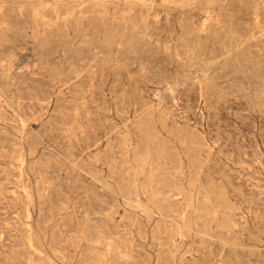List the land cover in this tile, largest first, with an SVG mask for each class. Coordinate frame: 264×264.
<instances>
[{"label": "rangeland", "instance_id": "374dc122", "mask_svg": "<svg viewBox=\"0 0 264 264\" xmlns=\"http://www.w3.org/2000/svg\"><path fill=\"white\" fill-rule=\"evenodd\" d=\"M0 264H264V0H0Z\"/></svg>", "mask_w": 264, "mask_h": 264}, {"label": "bare ground", "instance_id": "6f19581e", "mask_svg": "<svg viewBox=\"0 0 264 264\" xmlns=\"http://www.w3.org/2000/svg\"><path fill=\"white\" fill-rule=\"evenodd\" d=\"M185 212V211H184Z\"/></svg>", "mask_w": 264, "mask_h": 264}]
</instances>
